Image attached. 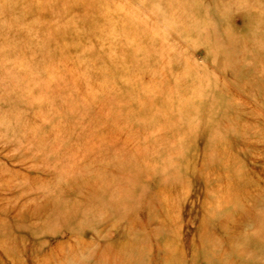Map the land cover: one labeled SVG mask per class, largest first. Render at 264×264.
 Returning <instances> with one entry per match:
<instances>
[{
	"label": "rangeland",
	"instance_id": "obj_1",
	"mask_svg": "<svg viewBox=\"0 0 264 264\" xmlns=\"http://www.w3.org/2000/svg\"><path fill=\"white\" fill-rule=\"evenodd\" d=\"M0 264H264V0H0Z\"/></svg>",
	"mask_w": 264,
	"mask_h": 264
}]
</instances>
